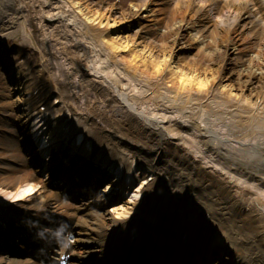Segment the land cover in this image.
<instances>
[{
  "label": "bare ground",
  "instance_id": "6f19581e",
  "mask_svg": "<svg viewBox=\"0 0 264 264\" xmlns=\"http://www.w3.org/2000/svg\"><path fill=\"white\" fill-rule=\"evenodd\" d=\"M37 2L45 9L42 21L54 29L45 39L48 48L62 60L73 86H83L68 108L73 129L56 140L52 129L48 157H63L59 142L77 135L79 153L100 162L101 171L116 172L106 188L93 183L95 194L83 208L69 211L78 243L99 249L102 243L90 239L102 242L104 228L120 222L134 228L151 218L169 227L179 218L189 232V223L199 225L203 218L219 231L209 250L226 243L234 264H264V3L143 0L119 10L101 0L77 6L70 0ZM162 25L166 37L156 33L155 26ZM56 94L53 106L66 107ZM20 105L14 101L15 108ZM30 108L32 128L45 114H31ZM26 116L16 117L10 127L23 133ZM14 143L9 137L7 145ZM107 146L110 152L103 154ZM75 156L65 161L73 165ZM10 158L22 164L18 149ZM136 158L149 162L146 181L135 173ZM4 161L0 207L5 211L19 206L30 216L38 207L64 208L48 178ZM47 161L52 170L55 163ZM155 190L145 198L146 191ZM108 204L111 209L105 210ZM85 207L96 213H83ZM0 264L19 263L0 258Z\"/></svg>",
  "mask_w": 264,
  "mask_h": 264
},
{
  "label": "rangeland",
  "instance_id": "374dc122",
  "mask_svg": "<svg viewBox=\"0 0 264 264\" xmlns=\"http://www.w3.org/2000/svg\"><path fill=\"white\" fill-rule=\"evenodd\" d=\"M70 1L75 3V6H77L79 2H84V0ZM101 1L116 7L118 6L119 10H125L132 2L140 3L143 0ZM44 10L45 9L38 4L37 0H0V47H2V43L5 44V41H8L6 45L13 51L10 52L9 55L13 56L16 62L20 60L23 61V64L30 69L34 80L33 85H35L32 89V94L34 96L32 103L34 105L44 103L46 105L48 104L49 107L52 106L50 107L51 112L59 117L55 120L57 127L61 126V130H66V128L73 127L74 118L73 115L68 116L65 113H69V105L70 103H74V92H80V88L83 86H73L76 84L65 75L62 60L54 57L55 50H50L48 48L45 39L49 38L48 35L50 36V33L54 32V29L52 26L42 21L41 14ZM170 16L172 15L168 12L166 18L170 20ZM155 28L157 30L156 33L163 37L169 34L166 25L155 26ZM153 34L154 33L150 34V38H153ZM70 50L71 48L69 51ZM209 51H213L212 47L209 48ZM16 57L18 59H16ZM231 58L235 61L236 56ZM2 76L3 74L0 69V89L4 80ZM0 92L2 93V91ZM56 93L62 94L63 102L66 107L59 109V107H54L52 105L54 95H57ZM0 103L2 105L3 102L0 101ZM37 110L39 111L40 109ZM6 111H12V114H14L17 110L10 107V109ZM58 120L61 122H58ZM140 174L141 181H145L149 178L147 175L148 173L140 172Z\"/></svg>",
  "mask_w": 264,
  "mask_h": 264
}]
</instances>
